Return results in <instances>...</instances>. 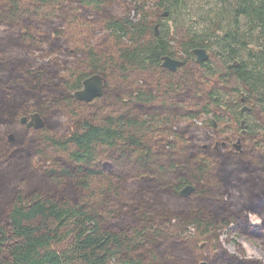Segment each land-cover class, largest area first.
Wrapping results in <instances>:
<instances>
[{"label":"trees","instance_id":"trees-1","mask_svg":"<svg viewBox=\"0 0 264 264\" xmlns=\"http://www.w3.org/2000/svg\"><path fill=\"white\" fill-rule=\"evenodd\" d=\"M118 1L0 0V264H264L220 239L264 249V0Z\"/></svg>","mask_w":264,"mask_h":264},{"label":"water","instance_id":"water-1","mask_svg":"<svg viewBox=\"0 0 264 264\" xmlns=\"http://www.w3.org/2000/svg\"><path fill=\"white\" fill-rule=\"evenodd\" d=\"M163 17L167 16V12L162 14ZM155 33H157L158 25H155ZM194 55V62L196 64L203 63L208 60L209 54L205 48H194L192 51ZM237 61L234 60L232 63L228 65V67L236 66ZM160 66L168 71L175 72L178 68L183 66V61L178 58H173L169 55H164L161 57V64ZM104 88V79L103 77L98 74L94 73L90 76H87L82 80L81 87L75 90L72 95L79 101L89 103L92 100L99 98L102 96ZM245 95L241 93L240 101L242 102V106L240 108L241 113H248L250 111V107L245 103ZM244 104V105H243ZM19 123L22 126H25L26 129H32L34 131L40 130L44 127L45 122L41 115L38 112H32L28 115L21 116L19 118ZM213 126L215 127V123L213 121ZM240 127H241V134H244L247 128L245 119L240 120ZM8 140L10 142L14 141V137L12 134L8 135ZM225 143L222 142V145ZM218 142L214 143L213 149H216ZM206 145H203V148H206ZM232 147L236 154H240L242 152V143L241 139L238 136L234 143H232ZM193 191V186L185 185L182 189H180L179 194L182 197H187ZM203 244H201V247ZM200 264H205V262H201Z\"/></svg>","mask_w":264,"mask_h":264},{"label":"rangeland","instance_id":"rangeland-1","mask_svg":"<svg viewBox=\"0 0 264 264\" xmlns=\"http://www.w3.org/2000/svg\"><path fill=\"white\" fill-rule=\"evenodd\" d=\"M196 3L193 5L194 6V10H191L190 12H188V18H192V23H194V26L192 27L193 29H196V21L198 22H202L201 19H205L204 22H208L209 21V17L211 15V11L213 8H215V2L213 0H195ZM120 5H117L118 9H121V11L125 10V6H123L124 4L121 2V0L118 1ZM197 9V11H196ZM208 15V18H206ZM206 16V17H204ZM200 18V19H199ZM184 20L182 21L183 25L184 24H188V20ZM213 67L216 69H221L222 65L220 61H214L213 60ZM244 105V104H243ZM246 113V112H244ZM211 119L210 116L204 115L202 116L199 120H196V124L201 125V126H207L209 120ZM245 119L244 117L241 118L240 120ZM21 125V124H20ZM215 126L221 130V136L225 135L228 133V130L226 128H223L221 125H216ZM25 127V126H24ZM241 128V127H240ZM12 134V133H10ZM13 135V134H12ZM235 137H230V142L231 145L232 143L235 142ZM206 145V144H204ZM207 146V145H206ZM214 146V145H213ZM258 220V221H257ZM249 222L251 224H256V222H259V218L255 215H249ZM223 246L228 250V252L230 253H236V249L234 248V246L236 244H239L242 249L245 252V255L249 258H257L259 260H261L264 263V249L262 248L261 244H258L254 241H250L248 240L246 237L244 236H238V235H234L232 238H229L228 240H226L225 235H222L220 237Z\"/></svg>","mask_w":264,"mask_h":264},{"label":"flooded vegetation","instance_id":"flooded-vegetation-1","mask_svg":"<svg viewBox=\"0 0 264 264\" xmlns=\"http://www.w3.org/2000/svg\"><path fill=\"white\" fill-rule=\"evenodd\" d=\"M205 149V148H204ZM214 150H217V148L216 149H214ZM258 224H259V222H258Z\"/></svg>","mask_w":264,"mask_h":264},{"label":"bare ground","instance_id":"bare-ground-1","mask_svg":"<svg viewBox=\"0 0 264 264\" xmlns=\"http://www.w3.org/2000/svg\"><path fill=\"white\" fill-rule=\"evenodd\" d=\"M258 221V220H257ZM256 224H258V223H256Z\"/></svg>","mask_w":264,"mask_h":264}]
</instances>
